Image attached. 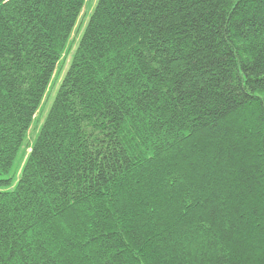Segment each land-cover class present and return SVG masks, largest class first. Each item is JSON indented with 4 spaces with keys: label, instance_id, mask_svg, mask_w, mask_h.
I'll return each instance as SVG.
<instances>
[{
    "label": "trees",
    "instance_id": "trees-1",
    "mask_svg": "<svg viewBox=\"0 0 264 264\" xmlns=\"http://www.w3.org/2000/svg\"><path fill=\"white\" fill-rule=\"evenodd\" d=\"M85 2L0 0V264H264V0Z\"/></svg>",
    "mask_w": 264,
    "mask_h": 264
},
{
    "label": "rangeland",
    "instance_id": "rangeland-1",
    "mask_svg": "<svg viewBox=\"0 0 264 264\" xmlns=\"http://www.w3.org/2000/svg\"><path fill=\"white\" fill-rule=\"evenodd\" d=\"M97 2H98V0H86L84 6L82 8L81 14H80V16H79V18H78V20H77V22L75 24V28H74V30H73V32L71 34V37H70V41H71V44H72L71 45V47H72L71 52L76 47L79 35L82 32L83 27L86 24V22L90 19L91 13H92L94 7L96 6ZM69 62H70V54H68V57H67L66 62H65V65H64V67H63V69L61 71L59 80H61L65 70L68 67ZM59 80L56 82L54 89L51 91L50 98L47 99L48 101H46L47 103L45 102L46 104H44L42 110L39 113V118H38V122H37L38 125H34L33 124V127L30 130L29 139H28L29 143H31L34 140V137H35V135H36V133L38 131V127L41 124V122L43 121L45 115L47 114V111H48V109L50 107V103H51L52 98H53L52 96L55 93V88L58 86ZM27 152H29V148H27ZM21 165H22V162L19 165V169H20ZM18 173H19V170H18Z\"/></svg>",
    "mask_w": 264,
    "mask_h": 264
}]
</instances>
